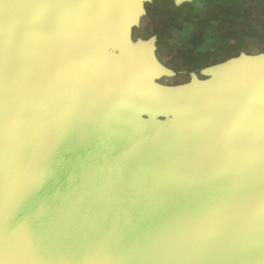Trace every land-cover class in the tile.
Segmentation results:
<instances>
[{"label": "water", "instance_id": "water-1", "mask_svg": "<svg viewBox=\"0 0 264 264\" xmlns=\"http://www.w3.org/2000/svg\"><path fill=\"white\" fill-rule=\"evenodd\" d=\"M144 1L0 0V264H264V56L159 89Z\"/></svg>", "mask_w": 264, "mask_h": 264}, {"label": "rangeland", "instance_id": "rangeland-1", "mask_svg": "<svg viewBox=\"0 0 264 264\" xmlns=\"http://www.w3.org/2000/svg\"><path fill=\"white\" fill-rule=\"evenodd\" d=\"M143 7V14L133 24L126 49L111 44L109 32L100 25L93 27L91 33L102 40L111 57L126 51L134 54L149 46L166 71L152 78L159 89L175 90L190 84L204 86L213 78L215 73L210 67L218 64L210 53L213 42L204 36L213 33V25L221 32L238 28L242 31L223 33L226 37L222 38L227 39L224 47L231 50V54L224 56H238L235 53L238 44L249 56L264 50V0H145ZM159 102L163 103L153 100V103ZM141 120L166 126L175 122L168 114L156 118L143 115Z\"/></svg>", "mask_w": 264, "mask_h": 264}, {"label": "crops", "instance_id": "crops-1", "mask_svg": "<svg viewBox=\"0 0 264 264\" xmlns=\"http://www.w3.org/2000/svg\"><path fill=\"white\" fill-rule=\"evenodd\" d=\"M217 25H213V27H211V29L213 30V33H205L204 36L207 38H210V40H212L213 43L216 44H213L212 42V51L210 52L211 55H212V58L214 60H216L215 64H218V65H213L210 67V69H212L214 72L215 71H219L223 68H225L226 65H230V64H234L233 62H236L238 61V65H241L242 63H244V59L246 57L248 58H255V57H260V56H264V50L262 52H259V54H256L255 56H249L247 55V53L244 51V48H242L240 46V44L237 45V47L235 48L237 51H235V53L238 55V56H235V57H227V56H224V54L226 53H229L231 54V50H229L228 48L224 47L225 44H227V39H224L222 37H226L223 35V33H241L242 31L238 28V30H225L223 32H221V30H218L217 29ZM210 29V28H209ZM213 78L207 82V85H204V86H208V87H212L213 86V81L214 80H217L220 75L219 73L217 74H213Z\"/></svg>", "mask_w": 264, "mask_h": 264}, {"label": "bare ground", "instance_id": "bare-ground-1", "mask_svg": "<svg viewBox=\"0 0 264 264\" xmlns=\"http://www.w3.org/2000/svg\"><path fill=\"white\" fill-rule=\"evenodd\" d=\"M92 27H93V25H92ZM174 120H175V118H174ZM131 131H134L136 134L138 133L141 138H145L148 129L145 126L144 127H142V126H136V127H134L133 126V127H131ZM143 143L146 144L145 141L142 142L141 144H143ZM141 146H146V145H141Z\"/></svg>", "mask_w": 264, "mask_h": 264}]
</instances>
